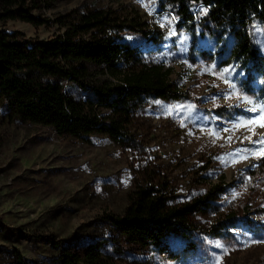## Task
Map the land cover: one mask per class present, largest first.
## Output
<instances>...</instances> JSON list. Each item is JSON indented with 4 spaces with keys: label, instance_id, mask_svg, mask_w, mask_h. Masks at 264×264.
Listing matches in <instances>:
<instances>
[{
    "label": "rangeland",
    "instance_id": "1",
    "mask_svg": "<svg viewBox=\"0 0 264 264\" xmlns=\"http://www.w3.org/2000/svg\"><path fill=\"white\" fill-rule=\"evenodd\" d=\"M33 1L32 13L46 18L84 8L140 11L164 39L146 57L172 65L170 78L187 97L149 100L135 114L128 145L102 134L61 136L11 116L0 100V264H14L18 255L60 264L63 252L82 253L90 240L102 241L115 264H264V68L221 56L201 23L178 28L161 0ZM56 28L0 22V30L27 38L51 37ZM252 37L264 61L258 21ZM126 39L144 43L135 34ZM153 184L168 186L174 203L226 186L219 203L227 211L253 204L250 220L217 236L195 230L193 247L173 236L172 256L126 243L109 219L124 213L139 186ZM216 221L214 213L196 218L203 229Z\"/></svg>",
    "mask_w": 264,
    "mask_h": 264
},
{
    "label": "trees",
    "instance_id": "2",
    "mask_svg": "<svg viewBox=\"0 0 264 264\" xmlns=\"http://www.w3.org/2000/svg\"><path fill=\"white\" fill-rule=\"evenodd\" d=\"M33 5H37L33 0H0V22L18 19L35 26H57L45 39L0 30V100L7 101L11 116L51 126L61 136L86 139L102 134L128 145L134 140L135 114L149 100L187 97L170 78L172 65L146 57L145 52H155L164 39L140 11L84 8L46 18L33 14ZM161 7L174 13L178 28L193 30L203 24L221 45V56L226 52L229 60L264 68L252 37L255 21L264 26V0H161ZM127 34L142 37L144 43L133 44ZM221 58L220 62H227ZM225 187L215 185L189 201L174 203L168 186H139L124 213L110 217L109 223L126 243L172 256L173 236L193 247L195 230L217 236L250 220L253 204L224 210L218 200ZM210 213L217 221L200 228L197 216ZM102 244L90 240L82 253L63 252L59 262L115 264ZM14 264L36 263L18 255Z\"/></svg>",
    "mask_w": 264,
    "mask_h": 264
},
{
    "label": "snow or ice",
    "instance_id": "3",
    "mask_svg": "<svg viewBox=\"0 0 264 264\" xmlns=\"http://www.w3.org/2000/svg\"><path fill=\"white\" fill-rule=\"evenodd\" d=\"M262 126H264V125H262ZM259 143L264 144V139L260 140ZM262 154H264V153H262Z\"/></svg>",
    "mask_w": 264,
    "mask_h": 264
}]
</instances>
